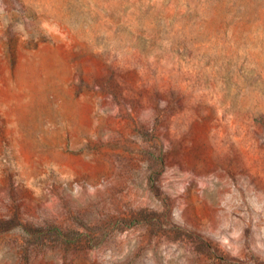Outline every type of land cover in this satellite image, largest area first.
I'll list each match as a JSON object with an SVG mask.
<instances>
[{
    "label": "rangeland",
    "instance_id": "374dc122",
    "mask_svg": "<svg viewBox=\"0 0 264 264\" xmlns=\"http://www.w3.org/2000/svg\"><path fill=\"white\" fill-rule=\"evenodd\" d=\"M0 264H264V0H0Z\"/></svg>",
    "mask_w": 264,
    "mask_h": 264
}]
</instances>
